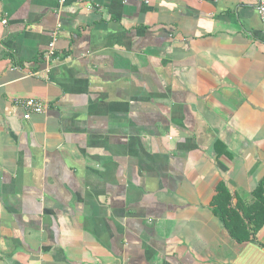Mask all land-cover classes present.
<instances>
[{
	"label": "crops",
	"instance_id": "crops-1",
	"mask_svg": "<svg viewBox=\"0 0 264 264\" xmlns=\"http://www.w3.org/2000/svg\"><path fill=\"white\" fill-rule=\"evenodd\" d=\"M258 1L0 0V264H264Z\"/></svg>",
	"mask_w": 264,
	"mask_h": 264
},
{
	"label": "trees",
	"instance_id": "trees-1",
	"mask_svg": "<svg viewBox=\"0 0 264 264\" xmlns=\"http://www.w3.org/2000/svg\"><path fill=\"white\" fill-rule=\"evenodd\" d=\"M251 196L252 203L246 205L233 198L223 183H218L210 203L212 213L220 220L230 239L237 244L252 240L264 226V179ZM233 200L235 204H232Z\"/></svg>",
	"mask_w": 264,
	"mask_h": 264
},
{
	"label": "built area",
	"instance_id": "built-area-1",
	"mask_svg": "<svg viewBox=\"0 0 264 264\" xmlns=\"http://www.w3.org/2000/svg\"><path fill=\"white\" fill-rule=\"evenodd\" d=\"M257 15L264 19V3L263 1H258L257 6L255 8ZM2 24H5V21L1 22ZM48 51L46 52L45 56L48 59H51L55 56L54 54V43L51 42L48 45ZM19 106L24 110L25 114L23 115V120L27 121L31 114H41L45 111L46 105H44L42 102L33 100V99H27L20 101Z\"/></svg>",
	"mask_w": 264,
	"mask_h": 264
}]
</instances>
